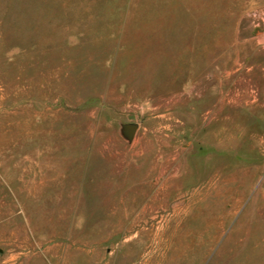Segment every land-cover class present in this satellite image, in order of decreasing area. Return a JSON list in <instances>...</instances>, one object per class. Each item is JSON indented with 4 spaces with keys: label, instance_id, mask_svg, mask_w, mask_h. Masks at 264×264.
<instances>
[{
    "label": "rangeland",
    "instance_id": "374dc122",
    "mask_svg": "<svg viewBox=\"0 0 264 264\" xmlns=\"http://www.w3.org/2000/svg\"><path fill=\"white\" fill-rule=\"evenodd\" d=\"M0 264H264V0H0Z\"/></svg>",
    "mask_w": 264,
    "mask_h": 264
},
{
    "label": "water",
    "instance_id": "95a60500",
    "mask_svg": "<svg viewBox=\"0 0 264 264\" xmlns=\"http://www.w3.org/2000/svg\"><path fill=\"white\" fill-rule=\"evenodd\" d=\"M126 127H127L128 131L130 132V134H133L134 131H135V129L137 128V125H135V124H128Z\"/></svg>",
    "mask_w": 264,
    "mask_h": 264
}]
</instances>
